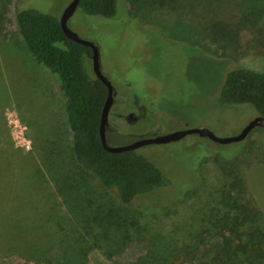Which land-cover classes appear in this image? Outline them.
I'll return each instance as SVG.
<instances>
[{
    "label": "rangeland",
    "instance_id": "374dc122",
    "mask_svg": "<svg viewBox=\"0 0 264 264\" xmlns=\"http://www.w3.org/2000/svg\"><path fill=\"white\" fill-rule=\"evenodd\" d=\"M72 1L0 0V264H63L71 247L86 264L170 260L174 247L199 250L225 213L228 157L240 155L235 143L230 149L193 134L140 148L172 185L128 207L89 174L66 179L48 169L54 161L41 145H71L65 101L57 77L42 66L51 75L41 73L25 47L16 10L61 19ZM193 1L120 0L113 18L77 10L69 20L72 31L98 46L102 72L115 89L110 146L191 128L234 137L257 117L250 106L221 107L216 100L229 71L264 72V0H239L233 5L239 12L228 0H215L227 5L224 14L234 24L213 34L196 24ZM236 18L248 24L240 28ZM263 135L261 128L248 136L243 151L253 146L254 152L239 156L238 169L264 219Z\"/></svg>",
    "mask_w": 264,
    "mask_h": 264
},
{
    "label": "trees",
    "instance_id": "16d2710c",
    "mask_svg": "<svg viewBox=\"0 0 264 264\" xmlns=\"http://www.w3.org/2000/svg\"><path fill=\"white\" fill-rule=\"evenodd\" d=\"M205 1L194 0L191 8L197 14L198 26L210 34L219 28L232 27L233 21L227 17L228 13L224 14L228 12L224 2ZM228 1L232 6L239 2ZM119 2L80 0L78 10L89 16L113 18ZM233 8L239 12L238 7ZM239 20L240 28L248 24L245 18ZM16 21L28 52L57 77L65 101L71 145L63 148L58 140L41 145L45 158L54 161L52 165L47 164L48 169L53 167L54 176L64 175L69 179L76 172L89 174L126 207L141 197L169 188L171 179L145 153L138 150L111 153L103 147L100 126L108 88L94 74L93 50L69 39L59 18L38 9L16 10ZM216 102L221 107L250 106L257 116L264 117V72L247 67L229 71ZM263 136L260 150L264 156ZM245 142L233 145L240 157L254 152L253 146L243 151ZM227 146L231 149L232 145ZM239 156L228 157L232 160V167L226 172L230 181L221 196L225 213L212 239L199 250L189 246L178 250L174 247L170 260L153 261L145 257L132 264H264L263 214L255 194L250 193L249 178H244L238 169ZM70 250L62 253L63 264H86L82 254L74 247Z\"/></svg>",
    "mask_w": 264,
    "mask_h": 264
},
{
    "label": "water",
    "instance_id": "95a60500",
    "mask_svg": "<svg viewBox=\"0 0 264 264\" xmlns=\"http://www.w3.org/2000/svg\"><path fill=\"white\" fill-rule=\"evenodd\" d=\"M80 0H73L65 9L60 22L62 25V29L65 33V35L73 40L76 41L82 45H85L87 47H90L93 50L92 55V63H93V71L94 74L98 79H100L108 88V98L105 103L103 114H102V120H101V126H100V136L102 140L103 147L105 150L111 153H119V152H125V151H132V150H139L140 148L149 146V145H164V144H170L173 142L180 141L181 139L185 138L188 135L197 134L200 137L208 138L212 140L213 142L222 144V145H230L234 143H239L248 138V136L256 129V128H264V117L263 116H257L253 120H251L247 126L243 128V130L234 137H227V138H220L216 136L212 131L206 128H191V129H182L178 130L163 136L153 137V138H146L141 139L136 142H133L132 144L120 146V147H112L108 144V138H107V128H108V121H109V115L111 112V109L113 107L114 101H115V89L111 83V81L103 74L102 68H101V55L100 50L98 46L91 42L82 39L77 33L72 31L69 26L68 22L69 20L74 16V14L78 10Z\"/></svg>",
    "mask_w": 264,
    "mask_h": 264
},
{
    "label": "crops",
    "instance_id": "0c3cea01",
    "mask_svg": "<svg viewBox=\"0 0 264 264\" xmlns=\"http://www.w3.org/2000/svg\"><path fill=\"white\" fill-rule=\"evenodd\" d=\"M19 60V62H23L20 58L18 59ZM21 60V61H20ZM28 62V61H27ZM22 64H24V63H22ZM37 67V69L41 72V73H48L49 74V72H47L44 68H42L41 67V65L39 64V66H36ZM20 68H19V66H18V69H17V71H16V74H14L18 79H19V74H20ZM49 75H51V74H49Z\"/></svg>",
    "mask_w": 264,
    "mask_h": 264
},
{
    "label": "flooded vegetation",
    "instance_id": "af4514ba",
    "mask_svg": "<svg viewBox=\"0 0 264 264\" xmlns=\"http://www.w3.org/2000/svg\"><path fill=\"white\" fill-rule=\"evenodd\" d=\"M130 117H132V115L130 116ZM182 140V139H181ZM178 142V141H177ZM171 144V143H170Z\"/></svg>",
    "mask_w": 264,
    "mask_h": 264
}]
</instances>
